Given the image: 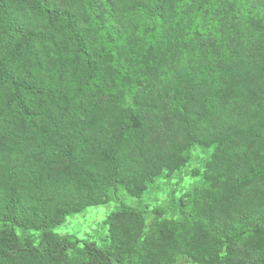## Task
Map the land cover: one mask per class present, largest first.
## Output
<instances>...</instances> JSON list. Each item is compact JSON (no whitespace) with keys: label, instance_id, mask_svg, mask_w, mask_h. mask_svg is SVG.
Wrapping results in <instances>:
<instances>
[{"label":"trees","instance_id":"1","mask_svg":"<svg viewBox=\"0 0 264 264\" xmlns=\"http://www.w3.org/2000/svg\"><path fill=\"white\" fill-rule=\"evenodd\" d=\"M194 149L180 219L120 208L104 247L54 233ZM180 257L264 264V0H0V264Z\"/></svg>","mask_w":264,"mask_h":264},{"label":"rangeland","instance_id":"2","mask_svg":"<svg viewBox=\"0 0 264 264\" xmlns=\"http://www.w3.org/2000/svg\"><path fill=\"white\" fill-rule=\"evenodd\" d=\"M210 152L194 149L190 153L187 165L171 176H161L140 198L134 199L122 189H112L106 194V204L85 212L67 217L65 223L54 229L57 235L68 238L71 242H94L104 247L107 241V228L104 221L120 208H128L141 212L146 219V227L155 217V210L162 209L163 215L170 219L181 218V201L188 198L202 183V174ZM39 240L40 234L31 235ZM25 238L27 235L22 234ZM81 246V245H80ZM79 250L70 252L72 259L79 258ZM175 264H191L187 258L180 257Z\"/></svg>","mask_w":264,"mask_h":264}]
</instances>
